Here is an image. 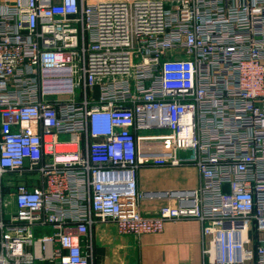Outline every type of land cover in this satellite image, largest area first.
Listing matches in <instances>:
<instances>
[{
	"label": "built area",
	"instance_id": "2783aa9c",
	"mask_svg": "<svg viewBox=\"0 0 264 264\" xmlns=\"http://www.w3.org/2000/svg\"><path fill=\"white\" fill-rule=\"evenodd\" d=\"M182 166L195 189L138 191ZM186 220L204 263L264 264V0H0V264H96V225Z\"/></svg>",
	"mask_w": 264,
	"mask_h": 264
},
{
	"label": "crops",
	"instance_id": "0c3cea01",
	"mask_svg": "<svg viewBox=\"0 0 264 264\" xmlns=\"http://www.w3.org/2000/svg\"><path fill=\"white\" fill-rule=\"evenodd\" d=\"M199 184L194 167H141L137 171L140 193L193 190ZM166 203L143 200L140 210L152 215ZM96 264H206L202 254L201 225L195 220L167 222L160 234L137 239L119 237L113 225L91 230Z\"/></svg>",
	"mask_w": 264,
	"mask_h": 264
},
{
	"label": "rangeland",
	"instance_id": "374dc122",
	"mask_svg": "<svg viewBox=\"0 0 264 264\" xmlns=\"http://www.w3.org/2000/svg\"><path fill=\"white\" fill-rule=\"evenodd\" d=\"M161 141L165 143V147L168 146V134L164 131H152V132H149L148 134H142V138L138 142V148L140 150L151 148V147L154 148V147L159 146L158 143Z\"/></svg>",
	"mask_w": 264,
	"mask_h": 264
}]
</instances>
